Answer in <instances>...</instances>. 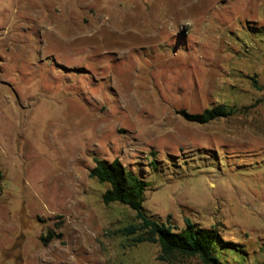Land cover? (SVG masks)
<instances>
[{
	"label": "rangeland",
	"instance_id": "374dc122",
	"mask_svg": "<svg viewBox=\"0 0 264 264\" xmlns=\"http://www.w3.org/2000/svg\"><path fill=\"white\" fill-rule=\"evenodd\" d=\"M264 0H0V264L159 259L120 229L95 158L147 182L144 208L190 217L264 264ZM225 104L206 124L178 110Z\"/></svg>",
	"mask_w": 264,
	"mask_h": 264
},
{
	"label": "trees",
	"instance_id": "16d2710c",
	"mask_svg": "<svg viewBox=\"0 0 264 264\" xmlns=\"http://www.w3.org/2000/svg\"><path fill=\"white\" fill-rule=\"evenodd\" d=\"M253 82L257 89H264L256 78ZM234 113L235 110L225 104L205 108L196 113L185 109L178 110V114L186 121L199 124L229 117ZM94 162L90 176L109 185L102 194L103 202L105 204L118 202L136 212L137 222L120 229L121 234L134 236V242L137 243L158 244L160 247L158 258L169 262L180 258H196L201 264H228L221 260L217 252L235 244L224 241L217 227H204L186 217L184 227L177 230L172 224L162 222L146 212L145 192L149 184L140 174L127 168L119 158L110 161L96 157Z\"/></svg>",
	"mask_w": 264,
	"mask_h": 264
}]
</instances>
